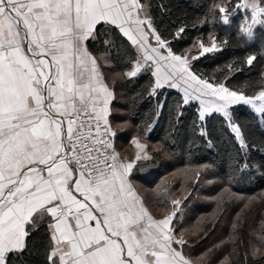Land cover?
I'll use <instances>...</instances> for the list:
<instances>
[{
    "label": "snow or ice",
    "instance_id": "1",
    "mask_svg": "<svg viewBox=\"0 0 264 264\" xmlns=\"http://www.w3.org/2000/svg\"><path fill=\"white\" fill-rule=\"evenodd\" d=\"M199 8L0 0V264H264V0ZM129 89L153 104L142 126L116 114ZM162 118L189 160L145 189L136 174L173 155L151 142ZM217 142L227 168L200 157ZM214 183L215 211L186 223ZM229 205L230 234L194 255Z\"/></svg>",
    "mask_w": 264,
    "mask_h": 264
},
{
    "label": "trees",
    "instance_id": "2",
    "mask_svg": "<svg viewBox=\"0 0 264 264\" xmlns=\"http://www.w3.org/2000/svg\"><path fill=\"white\" fill-rule=\"evenodd\" d=\"M208 2V0H171V4L173 5V9L179 10L180 14L182 15L184 12L188 14H196L200 11L199 6L204 5ZM243 54V48L239 45L233 44L232 48L226 51L223 54H215V59H208L202 65V69L204 71H211L213 68L223 64L224 62L230 61L234 57L240 56ZM260 66L257 65V69L252 73H245L242 77V81L248 78H255L257 72L259 71ZM241 81V82H242ZM139 90V89H137ZM132 93L131 89L126 92V106L124 108L127 119L130 121L135 122L136 126H142L143 123L151 117L152 112L154 111L153 104L149 102L147 99L138 100L135 105V108H131L132 101L129 99V96ZM131 108V110H130ZM247 113L241 115V120H246ZM168 124L166 118H162L155 128L154 132L150 134L151 142H161L167 141V147L171 153H173L172 158L169 159L171 165H175L176 167L180 168L183 167L189 160V156L186 151V142L184 141L183 136L179 141L173 142L169 139L168 134ZM250 131L258 135V131L255 126L250 127ZM219 135V133H216ZM217 147L219 151H213L211 154L209 151L205 150L204 152L200 153V157L206 158V160L214 161L218 166L222 165L223 167L227 168V159L223 154V145L217 142ZM163 163V160L159 161L154 166L145 167L141 172H138L136 175L139 179H142L144 186L146 188L154 187V182L148 183L147 178L149 172L152 171L153 173L156 172ZM208 190L216 188L215 184L211 185L210 187H205ZM203 189L200 193V198L208 196L206 189ZM261 190V184L258 181H254L253 183L247 185L246 193L247 194H255L256 192ZM199 199V198H198ZM194 199V201L189 205V209L185 211V218L189 221L194 222L195 219L199 218L202 215L208 214L209 212H214L215 201H212L211 206H203L205 205L200 200ZM214 205V207H213ZM211 207V209H210ZM213 208V209H212ZM239 211L236 205H229L227 211L223 214L222 219L218 222L214 232L210 234L209 238L205 242H201L200 244L194 246L193 254H199V252L205 248L206 246L212 245L213 243H218L221 239H226L227 236L231 232V222L235 219L236 213ZM259 219H257V214H253L251 217L248 230L250 231L252 226L255 225L256 227L259 226ZM226 254V253H225Z\"/></svg>",
    "mask_w": 264,
    "mask_h": 264
},
{
    "label": "rangeland",
    "instance_id": "3",
    "mask_svg": "<svg viewBox=\"0 0 264 264\" xmlns=\"http://www.w3.org/2000/svg\"><path fill=\"white\" fill-rule=\"evenodd\" d=\"M126 102H127V99H126V92H125V93L122 94L121 98L118 99V101L116 102L117 105H118V109H117V113H116L117 116L126 117L127 118L126 113H125V110H124V108L126 106ZM121 143H123V141H121ZM168 160L169 159H163L162 165L158 169H156V172L155 173H153L152 171H150L149 174H147V175H149L148 178H147L148 183H152L153 184V182H159V179L162 178L164 175L168 174L170 171H173V170L178 169V167H176L175 165H171L169 162H167ZM141 180L142 179H139L138 182L141 183L145 189H148V188H146L144 186V184H143V182ZM211 185H213V184H206V185H204V187L200 190V193L202 192V190L206 186L207 187H210ZM215 186H216V188L211 189V190H208V189L205 188L206 190H208L207 191L208 196L202 197V198H200V196H199L198 197L199 199L196 198V199L200 200L202 203L205 204L203 206H211L212 201H214L212 199V197L218 195V185L215 184ZM246 189H247V185L243 186V191L245 193H246ZM146 194L147 195H150V193H146ZM213 207H214V205H213ZM187 209H189V207ZM210 209H211V207H210ZM214 211H215V207H214ZM205 215L210 217L211 212H209L208 214H205ZM186 223L191 224L192 221H189L188 218H187L186 219Z\"/></svg>",
    "mask_w": 264,
    "mask_h": 264
}]
</instances>
